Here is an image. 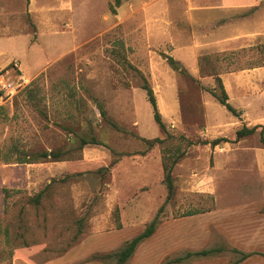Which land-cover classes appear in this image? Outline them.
Returning <instances> with one entry per match:
<instances>
[{"label":"rangeland","instance_id":"1","mask_svg":"<svg viewBox=\"0 0 264 264\" xmlns=\"http://www.w3.org/2000/svg\"><path fill=\"white\" fill-rule=\"evenodd\" d=\"M33 1L39 19L25 20L33 43H39L17 57L30 74L48 64L36 77H26L29 84L14 96L0 92V264H13L19 251H25L31 264L52 259L60 264H119L115 254L144 232L162 207L167 213L156 231L161 240L168 221L179 222L182 230L189 212L214 206L201 190L217 187L220 205L238 204L239 192L249 193L253 154L246 145L236 148L230 159H240L230 161L217 184L214 180L215 149L205 142L216 137L207 131L203 97L213 88L173 70L165 58L169 16L173 27L181 28L183 17L200 14L189 0H121L119 7L116 0ZM159 16H165L164 32L152 27ZM40 19L48 25L42 38L35 34ZM13 38H1L0 48L8 51ZM5 54L0 65L10 57ZM251 56L241 54L234 62H248ZM204 60L202 77L216 78L225 69L221 56ZM17 65L13 61L0 75L17 81L22 77ZM143 77L155 92L167 134L154 120L141 88ZM215 88L219 91L217 81ZM177 100L179 112L173 107ZM212 106L210 119L220 122L228 110L215 99ZM258 132L264 137V130ZM82 138L97 144L81 147ZM155 138L165 141L154 147L143 141ZM178 148L185 156L174 167L175 192L169 197L163 160ZM45 152L61 157H43ZM238 165L246 170L239 171ZM169 245H163L165 250ZM213 248L225 251L227 246ZM208 249L167 252L156 264ZM151 250L143 248L142 260L134 255L126 264H154L161 250Z\"/></svg>","mask_w":264,"mask_h":264},{"label":"crops","instance_id":"2","mask_svg":"<svg viewBox=\"0 0 264 264\" xmlns=\"http://www.w3.org/2000/svg\"><path fill=\"white\" fill-rule=\"evenodd\" d=\"M195 1L194 4V0H189L190 4L195 6L194 11L200 14L183 17L184 24L181 28L178 25L173 27L169 16L167 51L169 56L179 61L192 77L207 83L210 88H215L216 78L202 77V58L206 61L208 57H222L221 62L226 66L217 76L222 81L229 103L241 115L236 117L228 111L220 122L210 119V108H213L212 102L215 98L210 93L208 96L203 95L208 133H212L216 139L220 137L230 140L216 146L209 143L215 149L216 155L214 180L217 184L219 173L228 170L230 161L233 164L240 159L238 155H233L232 160L230 159L236 148L246 145L253 154L249 168L253 178L252 187L247 195L245 191H240L242 199L238 204L232 205L219 204L217 187L213 192L206 193L201 190L200 194L213 198L214 206L211 209L189 212L182 218V230L179 229V222L168 221L166 238L162 240L158 238L156 229L155 233L146 239L149 240L148 246L145 240L134 255L139 257L138 260H142L143 257L140 258V255L143 248L150 250L152 248L151 252L159 249L161 254L154 260L156 264L167 252L191 249L195 246L213 248L215 245H225L227 248L222 255L204 258L191 264H230L238 261L243 254H247L248 257L238 264H264V144L258 132L264 130V0ZM35 9L33 0H0V39L14 37L8 43L10 47L8 51L0 48V58L6 56L5 53H10L8 60L0 65V72L13 61H17L22 77L34 78L48 64L36 73L30 74L24 71L17 57L22 50L35 47L39 43H33L32 27L25 20L27 16L35 21L39 19L38 16H34ZM164 18L165 16H159L158 22H154L152 27L156 29L157 26V30L164 32ZM35 25L38 31L35 34H39L41 38L46 36L45 30L48 29V25L43 24L41 19L38 23L35 22ZM241 54H251V60L239 63L240 65L234 62L236 56ZM259 59L263 61L256 62ZM177 101L178 105L173 107L179 112L180 102ZM244 126L248 128L258 126V129L253 135L235 141L236 136L232 134H236ZM253 136L257 137L256 142L244 144ZM238 167L239 171L246 170L240 165ZM231 168L234 169V165ZM191 213L193 215H189ZM165 243L170 244L168 250L163 246ZM19 262L31 264L32 261L25 256V251H19L13 258V264ZM44 264L60 263L52 259Z\"/></svg>","mask_w":264,"mask_h":264},{"label":"trees","instance_id":"3","mask_svg":"<svg viewBox=\"0 0 264 264\" xmlns=\"http://www.w3.org/2000/svg\"><path fill=\"white\" fill-rule=\"evenodd\" d=\"M116 5L119 7L121 5V0H116ZM112 12L114 14H117L115 8H112ZM169 66L175 70L178 71L184 75L189 76L190 74L188 71L182 66V64L179 61H176L173 57L166 55L165 56ZM217 81V86L219 91H217L216 88L208 90V92L226 109L231 112L233 115L236 117H239L241 113L237 111L228 101V95L223 87L221 79L217 76L216 77ZM141 88L146 92L147 95V100L150 103L152 109H153V117L156 122V124L159 126V128L164 132L168 133V128L166 124L163 121L162 114L159 110L158 107V102H157V97L155 95V92L153 88L150 86L148 81L146 80L145 77H143V84ZM29 97L32 99L34 96L32 94V91L29 92ZM100 113L104 116L106 115L104 109L101 107L100 108ZM258 129V126L248 128L246 126L242 127L236 132V140L239 141L243 138H246L248 136L253 135ZM183 140H187L185 137H181ZM150 147H154L157 144H163L165 140L161 138H155L152 140L148 139H143ZM189 144H192L191 141L187 140ZM222 142H230L229 139L227 138H217L212 140L211 142H205V143H210L212 146H216L221 144ZM261 142L264 144V137H261ZM92 144H97L95 139L92 140H87L85 138L81 139V147H85L87 145H92ZM185 151H180L178 148L174 153L170 154L169 160L166 161V158L163 160V171H164V181L166 183L168 192H169V197L174 194V181H173V171L174 167L178 164V162L184 157ZM48 156H53L56 160L60 159L61 155L59 152H45L43 154V157H48ZM40 195L35 199L36 202H38ZM165 210L162 207L156 216V218L149 224V226L136 236L130 241H127L125 246L115 255L118 258L119 264H126L127 261L133 257L135 254L137 248L141 243H143L146 239L150 238L156 231L158 225L165 219L164 218ZM193 215V213L189 214ZM224 250L220 248H211L208 250H202V251H197V252H188L184 258H177L175 260H169L165 264H181L184 260L189 261L193 258H207L214 256L216 254L222 253ZM248 257L247 254H243V256L236 262L231 263V264H238L240 261L246 259Z\"/></svg>","mask_w":264,"mask_h":264},{"label":"built area","instance_id":"4","mask_svg":"<svg viewBox=\"0 0 264 264\" xmlns=\"http://www.w3.org/2000/svg\"><path fill=\"white\" fill-rule=\"evenodd\" d=\"M29 84V80L20 77L17 81L11 82L5 75H0V92L5 91L11 97L14 96L20 88Z\"/></svg>","mask_w":264,"mask_h":264}]
</instances>
